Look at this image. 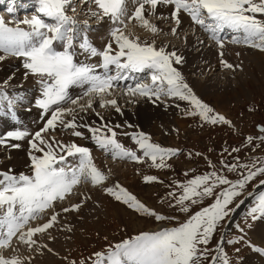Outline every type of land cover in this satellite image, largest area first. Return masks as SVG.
<instances>
[{"label": "snow or ice", "instance_id": "1", "mask_svg": "<svg viewBox=\"0 0 264 264\" xmlns=\"http://www.w3.org/2000/svg\"><path fill=\"white\" fill-rule=\"evenodd\" d=\"M36 3L35 14L15 21V26H9L0 18V52L3 53L0 61L9 56L23 59L25 76H37L41 85V94L35 100V106L42 110L41 119L48 117L35 133L16 129L7 132L6 137H0V145H7L8 140L22 141L30 137L29 173L15 174L12 169L0 171V264H25V260L17 255H4L5 251L12 249L14 239L18 245L27 246L29 251L42 254V250L47 249L51 252L47 244L38 245L35 237L47 234L54 240L49 230L59 223L61 213L78 212L83 201L62 207L60 211H55L56 205L63 204L81 183L90 182L96 187L108 179L94 163L88 147L75 141L64 143L54 135L46 138L45 134L54 133L57 129L71 130L72 136L83 138L84 133L78 130L83 128L91 134L96 146L113 160L150 161L149 166L156 169L170 167L167 160L179 155V149L162 147L152 142L143 131L124 132L138 145L142 154L137 155L136 151L117 140L115 131V128H132L133 125L125 122V125L111 126L95 110V102L102 109L112 107L123 115L117 95L144 97L153 103L165 102L164 97L175 98L187 102L189 107L184 115L198 116L202 122L212 125L234 127L230 120L198 98L184 80L177 67L183 64L184 58L176 50L168 51L167 45L157 47L155 40L142 42L139 36L126 32L130 23L135 21L153 35L158 34L161 29L151 23L145 13L156 15L158 6H162L172 9L170 16L161 14L157 18L174 22L175 26L170 29L173 36L178 35L181 14H184L190 18L192 25L207 33L221 49L224 48L222 33L227 29L234 34L231 43L244 44L264 52V0H80V3L88 5L89 16L98 22L107 19L111 24L110 39L103 49H98L88 39L89 21L85 19L81 27L74 15L76 8L72 6L73 0H36ZM129 5L132 6L131 12ZM69 9L73 15L68 14ZM77 39L80 40L79 53L76 51ZM57 43L62 50L54 46ZM78 54H86L87 60L98 58V62H77ZM220 55L223 56V52ZM221 64L233 68L232 64L223 60ZM146 69L152 70L150 84L137 82L121 86V82L131 79V73ZM4 84L7 85V81ZM74 87L82 90L80 95L70 93ZM0 98L7 100V109L15 119L14 104L23 97L9 98L0 88ZM133 102L129 100V103ZM176 107L180 105L176 104ZM89 110L99 118L98 125L95 121L92 124L77 122L79 113ZM80 119L83 121V117ZM259 133L261 135L245 137V144L252 145L256 140L264 143V126L259 127ZM10 146L21 147L18 143ZM239 151L240 148L225 149L232 157L231 162L221 158L220 168H217L208 161L210 171L186 181H174L173 191L161 200L163 203L167 199L168 207L180 213H190L193 206L213 198L209 206L190 214L178 226L141 232L131 239L110 245L105 251H97L88 258L91 264H217V261L230 264L221 247L210 249L209 244L218 226L235 211L231 207L234 201L244 194L250 182L264 176V159L251 158L244 162L240 156H232ZM188 155L191 157L192 154ZM69 158L77 163L73 164ZM225 173H237L238 178L231 180ZM143 179L146 183L162 182L154 175H145ZM259 183L264 185V180ZM104 192L142 216L156 221L175 219L149 208L118 183L104 187ZM243 202L240 200L236 207ZM48 211L51 214L46 222L31 226V222L43 219ZM249 216L253 220L264 218V191L255 197ZM67 230L71 231V226H67ZM254 250L264 254V249ZM27 259L30 264L31 258ZM70 264L77 262L71 261ZM79 264H86V261L81 259Z\"/></svg>", "mask_w": 264, "mask_h": 264}, {"label": "rangeland", "instance_id": "2", "mask_svg": "<svg viewBox=\"0 0 264 264\" xmlns=\"http://www.w3.org/2000/svg\"><path fill=\"white\" fill-rule=\"evenodd\" d=\"M4 3L8 4L6 1H4ZM83 5L82 3H80V0H75L72 5L76 8V13L74 15L78 18L79 24L83 23L80 22L82 18L87 19L89 22L96 21L95 18H92L91 20V16L87 14L88 5L86 4V6H84L86 10H83L85 12H78L79 8H82ZM2 6H0V9L2 8ZM92 8L95 9V5H92ZM68 12L72 13L71 9H69ZM34 13L35 11L32 10L31 12H29V15ZM15 14L17 13H14V15ZM19 16L21 17L22 14H20ZM9 18L14 21L17 20L14 17ZM21 18L23 19L24 16ZM100 24L101 23H93V25L90 26H96L97 28L99 26H101L102 28L111 27L109 21L106 25ZM146 30L137 22L133 21L128 25V29H126V32L133 31V33L138 32L139 35H143L147 32ZM141 32H143V34ZM92 34H96V30ZM208 41L210 40H207V42ZM90 42H92V40H90ZM225 43L226 45L232 44L231 38H228L227 42ZM234 45L237 48L242 47L241 49H246L247 52L245 50H241L237 53H226V46L224 47V51H220V53L223 52V56H221L219 53L217 55L219 58H216L217 61L221 63V60H223L228 64H232L233 68L229 69L221 64V68L216 72L219 75L217 79L220 82L214 84V92L226 93V90L229 89L230 91H232V93L238 94L234 96L236 101L222 105L218 109L217 107H215L214 100H217L219 103H227L229 102L227 100V96L211 98L210 101H206L205 99L197 96L203 102L207 103L211 108H213L216 113H219L230 120L234 127H230L229 125L224 124L212 125L202 122L198 116L184 115L181 117V119L185 120L186 122L185 128H178L177 126L174 127V125L171 126V132L174 135L175 145H167L164 142L157 140L154 136L149 135L152 142L159 143L162 147H171L180 150L179 155L167 160V163L170 165V167L168 168L156 169L149 166L150 161L147 163H136L131 160L118 161L113 160L110 156L109 158L111 161L108 162V167L105 168V170H102V167L101 169L100 167H98L108 176V179L104 182L103 185L94 187L90 182L81 183L74 189L73 194L69 196L63 204H58L56 206L55 211H60L62 207H67L71 204L80 203L83 201V206L78 212H69L67 214L61 213L59 223L49 230L51 235L55 238V235H57L59 231L60 235H67L68 242L65 245L66 247H63L59 252L56 253L54 251L49 252L48 250L43 249L42 251H46L45 253H51L50 257L46 259L47 262H45V264H70L71 261H76L77 264H79V261L81 259L85 260L86 264H91V261L88 258L92 257V254L97 251H105L110 245L120 243L125 239H131L134 236L139 235L141 232H154L165 227L178 226V224L185 221L190 214H194V212L199 211L202 207L209 206L213 202V198L205 199L202 204L193 206L190 210V213H180L179 211L168 207L167 199H165L164 202L161 203L162 198H166L168 193L170 191H173L174 181H186L187 179H190L195 175L210 171L211 169L209 168L208 161H211L214 165H216L217 168H220L219 161L221 160V158H225L229 162H231L232 157H229L227 155L225 149L230 151L233 148H240V151L238 153H232V156L238 155L244 162H247L251 158L264 159V143L256 140L252 145L245 144V137H255L257 135H261V133H259V127L264 126V81H262L261 79L262 76H259L261 70L264 69V60L261 58L258 65L250 68L246 64L245 59L249 52H254L256 54L257 52H259V50L255 48H248L244 44ZM209 46L213 47V44L209 42L208 46H205L206 49L203 52H205L207 50V47ZM215 49L218 50L221 48L216 45ZM79 57H81V54H78V56H76V58ZM13 58L14 57H10V59ZM15 60H17V58H15L14 61ZM204 65L207 66V63H205ZM237 65L239 67H237ZM4 68L5 67L0 64V72H2ZM208 68L209 69L206 70L205 76H207V74H209L210 76L213 73L210 72L211 66H209ZM20 69L23 70V66H21ZM11 73L13 74V72ZM248 77H250V83L252 84L251 89L247 87L248 83L246 82V79ZM194 79L196 80V82H200L201 84L205 85L203 75L200 80H198L197 78ZM29 81L30 83H28L27 85L26 83H24L21 84V86L25 88H35L36 84L34 82L38 80L33 78ZM11 86H13V83H11ZM2 87L3 86L0 85V88ZM238 89L242 91L241 94L239 93ZM202 93H204L203 89ZM8 96L11 98V96L13 95ZM19 96H21V94ZM24 99L28 100V98ZM0 105L2 104L0 103ZM188 107L189 106L187 104V108ZM80 117L77 118L78 123L84 122V119L83 121H81ZM105 121L110 122V125L113 127L116 125L115 121ZM87 122L88 124H92V122H89L88 120ZM99 123L100 121L97 123V125ZM133 128L134 127L128 128L127 126H124L122 128H115V131L117 132L116 138L126 148L136 151L137 155H141V151L138 148V145L133 142L131 136L123 134L124 132H126V130L132 131ZM25 129L31 133L33 132V130L30 129L29 125H27L26 123H22V130ZM143 129L144 128L137 129L135 127L132 132H135L134 130L142 131ZM3 130L4 128L1 127L0 132L3 133ZM63 133L72 136L71 130H64ZM52 135L56 136L57 134L53 133ZM28 138L30 139V137ZM28 140H26L25 143L29 147L27 142ZM189 153L192 154L191 157H189ZM196 153H200L201 155L197 156ZM119 164L122 165L124 171H128L129 169V173H126L127 176L125 174V177H120L119 172L115 169L117 168V166H119ZM185 173H188V175L185 176ZM225 174L228 175V178L231 180H236L238 178L237 173ZM145 175H154L158 177V181L162 182L146 183L143 179ZM260 180H264V176H258L255 180L250 182L246 187L244 194L241 197H238L236 201H234L231 207L234 208L235 211L226 221L222 222L221 225L218 226L209 244L210 249H215L218 246L219 242L222 240L224 231H226L222 249L227 256L230 264H244L248 256L255 254L256 251L254 249L256 247L262 246L260 245L258 240V224L259 221L264 218L253 220L249 216V209L253 206L255 197L260 192L264 191V185H260ZM117 183L127 189L130 193L135 195L142 203H144L149 208L169 217H175V219L156 221L154 218L142 216L141 214L128 208L122 202L116 201L113 197L104 192V187H112ZM256 190H258V192L253 196ZM249 193H251V196L253 197L246 205L244 210L238 215L237 219L232 223L230 228L227 229L228 222L233 218L234 213L236 212V204L239 203L240 200L244 201L246 197L249 196ZM88 197H90V199H88ZM95 202H97L98 204V206H94L98 212L97 214L89 209V207L91 208L90 204H94ZM50 214L51 211H48L44 214L43 219L31 222V226H36L38 225V223L42 224L46 222ZM67 226H71L72 230L68 231ZM241 229H243V231H241ZM35 238L37 239L39 245L47 244L48 248H54L52 244L53 239H50L47 234H38ZM230 240L233 241V243H229ZM14 242L15 243L12 245V249L4 252L5 256L10 257L14 254L19 255L18 252H20V254L21 252H23L25 254L22 253L20 257L25 260V263L29 261L27 259L28 257L31 258L30 263L36 261V259L33 257L35 254H39V252L29 251L27 246L18 245L17 241ZM262 247H260L259 249H261ZM13 249H15V251H13ZM216 255H219V253H216ZM217 264H221V262L217 261Z\"/></svg>", "mask_w": 264, "mask_h": 264}, {"label": "bare ground", "instance_id": "3", "mask_svg": "<svg viewBox=\"0 0 264 264\" xmlns=\"http://www.w3.org/2000/svg\"><path fill=\"white\" fill-rule=\"evenodd\" d=\"M1 1H0V6H2L3 4L5 5L4 1H6L8 3V11L7 12H9V9L11 8L12 11L9 12L11 15H14V13H17V11H18L17 5H18V2H20L19 0H12V1L3 0L2 2ZM25 1H27V0H25ZM74 1L75 0H73V3H74ZM26 3H28V2H26ZM28 5L37 6V3H33V4L30 3ZM84 6H86V5L84 4L82 6L80 12H82L83 10H86ZM129 8H130V12H131L132 6L129 5ZM171 10H172L171 8H165L162 6H158V8L156 10V15L149 16L147 14V12L145 13L146 18H148L151 23L155 24L159 29H161V31L158 34L153 35L150 31L145 29L147 31L146 32L147 34L146 33L143 34V32H141L143 35H139L138 32H136V33H134V35L139 36L140 40L142 42L147 41V42L151 43L153 40H155L157 47L167 45L168 51L176 50L177 54L181 55L184 58L183 64L180 66H177V67L179 68V70L183 74L184 80L192 88V90L196 94V96L201 97V98L205 99L206 101H210L211 98H218V97H222V96L223 97L227 96V100L229 101L227 103H221V102L219 103L217 100H214L215 107H217L218 109L222 105L236 101L234 96H236L238 94L232 93V91H230L229 89L226 90V93H215L214 92L215 91L214 84H217L220 82L217 79V77L219 75L216 72L218 71V69L221 68V63L219 61H217L216 58H219L217 55L220 53V51H224V48L218 49V50L215 49V46L217 44L213 43L214 41L209 39L208 34L205 33L202 29H200L198 26L192 25L190 22V18L184 14H181L182 23H181L180 27L178 28V35L173 37V35L170 32V29L175 26L174 22H172L170 19L169 20H161V19L157 18L161 14H163L165 16H170ZM83 12H85V11H83ZM0 18H2L6 23H8L9 26H15V22L10 21V19L5 18L1 15H0ZM25 18H30V17L28 15H26V16H24L23 19H25ZM92 18L94 19V17H91V20H92ZM23 19L19 18V20H23ZM81 24H83V23H81ZM21 26L25 27L24 25H21ZM98 28H101V26H99ZM98 28L96 29V34L93 35L92 33L87 32V36H88V39L92 40L91 43L95 47H97L98 49H103L104 45L110 39V37L108 35L110 28H107V27L102 28V29H98ZM132 33H133V31H132ZM232 35H234V34L230 30H227V29L225 30L224 33H222V36L224 37V41H223L224 47L226 46V50H227L226 53H231V52L237 53V52H240L241 50L246 51V49H241L242 47L237 48L233 43L227 44L228 46L226 45L225 42H227V39L231 38ZM80 36H83V34H81ZM207 40H210V41L207 42ZM201 41L203 43H201ZM209 42H211V44H213V47L209 46V47H207V50L205 52H203L206 49L205 46H208ZM54 46L57 48V50H62V48L59 47L57 44H55ZM246 47H248V46H246ZM248 48H251V47H248ZM252 49H254V48H252ZM76 51L77 52L80 51L79 48H76ZM210 52H212V53H210ZM215 53H217V54H215ZM256 54L254 52H249L246 59H245L246 64L250 68H253L254 66L258 65L259 60L261 58L264 60V52L259 51ZM0 55H3V53L0 52ZM15 58H17V57L10 59V56H9L5 60L0 61V64H2V66L5 67L2 70V72H0V85L3 86L2 89L8 95H13V96L17 97L21 94L20 97H23L25 94H28V97H27L28 100H25L24 98L16 100V103H18V105L15 106V108L19 114V118H20L19 123L14 121L13 117L10 114H8L6 110L3 109L2 105H0V129H1V127L4 128L3 133L0 132V137H3L9 131L16 130L18 125H21L20 130H22V123H26L27 125H29L30 129L33 130L32 133H35L41 127H43L46 119L48 118L46 116L45 117L46 119L44 118L45 121H44V119H41V111L42 110L37 108L34 104L35 100L38 97H40L41 88H38V87H41V85L39 84L38 86H35V88L34 87L33 88L32 87L25 88V87L21 86V84L26 83V85H27L28 83H30V81H29L30 79L32 80L34 78V79L39 80V78L37 76L31 75V74L27 75V77H26L25 76L26 70L20 69V67L22 66V63H23V59L17 58V60L14 61ZM76 60H77V62H81V61H83V62L85 61V62H89V63H97L98 62V58H93L92 60H87L86 54H83V56L81 54V57L76 58ZM205 63H207V66L204 65ZM209 66H211L210 72H213V73L210 76H209V74H207V76H205L206 70L209 69L208 68ZM98 71H102V70L98 69ZM112 71L114 73L115 69L113 68ZM11 72H13V74ZM151 74H152V70H149V69H146L143 72L131 73L130 74L131 79L121 82V86L123 87V86L128 85V84L134 85L137 82L150 84L151 83V79H150ZM194 75H195V77H194ZM202 75L204 78L205 85L201 84L200 82H196V80L194 79V78H197L198 80H200ZM259 76H262L261 79H262V81H264V69L261 70V72L259 73ZM5 81H7V85L4 84ZM246 82L248 83L247 87L249 89H251L252 84L250 83V77H248L246 79ZM246 82H245V84H246ZM11 83H13V86H11ZM34 83L36 84V82H34ZM202 89H203L204 93H202ZM238 90H239V93L241 94L242 91L240 89H238ZM81 91H82L81 89L76 88V87L70 89V93L73 96L80 95ZM9 93H12V94H9ZM14 93H16L17 95H15ZM13 96H11V98H13ZM29 98H31V99H29ZM111 98L112 97H109V99H111ZM116 98L118 99V103L122 108L123 115H120L119 113H117L115 111V109L112 107L102 109L99 107L98 102L94 103L93 107L95 108V110L97 112H99L104 117V120L113 121V122L115 121L116 124H120V125H125V122H127L128 124L133 125L134 128L135 127L137 129L144 128L142 130L144 133H146L150 136H154L157 140H160V141H162L165 144L170 145V146L175 145L174 135L171 132L172 131L171 126L174 125V127L177 126L178 128H185L186 127L185 120L181 119V117L184 116V111L187 109V104L185 101H178L175 98L169 99L167 97H164L163 100L165 102L157 101L156 103H153L152 100H149V99L144 98V97H139V96L127 97V96L117 95ZM130 99L134 100L135 102L129 103ZM176 104H179L180 107H176ZM80 116L83 117L84 122H87V120H88L89 122L93 123V121H95L97 124L100 121L99 118L95 115V113L92 112L91 110H89L87 113H79L78 118ZM77 122H78V119H77ZM133 129H132V131H133ZM78 130H80L84 133L83 138H78V137L70 136L69 134H65V133H63L64 130H61V129H57V131H55L54 134H57L55 136L56 139L61 140L64 143H69V142L75 141L77 144H79L81 146L88 147L91 150L93 161L96 163V166L100 167V169L102 167V170L103 169L105 170V168L108 167L107 166L108 162L111 161L109 158L110 155H107L104 152L101 153L102 152L101 149L95 150V148H97V146H95L96 144L94 143V141L91 140V134L86 129L81 128ZM132 131L126 130V132H129V133H132ZM134 131L137 132L139 130H134ZM52 134H53V132H49V133L45 134V136L47 138L48 136H53ZM25 139L28 140L29 138L26 137ZM16 143L20 144L21 147L20 148H12L10 146L11 144H16ZM28 151H29V147L26 145V143L23 142V140L22 141L8 140L7 145H0V167H1L0 171H7L9 168H12V170L15 174H19L21 172L28 174L29 173V164H30V160L28 157ZM140 154H142V153H140ZM117 160L119 161V159H117ZM115 169L119 172L120 177H125V174L129 171V169H128V171H124L122 165H120V164ZM126 176H127V174H126ZM257 192H258V190H256L254 192L253 196ZM253 196L249 195L248 197H246L244 202L242 204H240V206L236 209V212L234 213L233 218L230 219V221L227 224V229L230 228L232 223L237 219L238 215L244 210V208L246 207V205L249 203V201L251 200V198ZM90 206H91V208L89 207V209H91L95 214H97L98 212H97L96 208L94 207V206H98L97 202H95L94 204H90ZM258 229H259V235H260V236L258 235V240H259L260 245L263 246V247L262 246H260V247H262V249H264V219L259 221ZM225 232L226 231H224V233ZM59 233H60V231H59ZM59 233L57 235H55L56 238L54 240H52V244L54 246V248H52L53 249L52 251H54L55 253L59 252L63 247H66L65 245L68 242L67 241L68 240L67 235H64V234L60 235ZM58 236H60V237H58ZM224 238H225V235L223 234V238L218 244V246L221 248L224 245ZM14 243L15 242H13V244ZM49 243H51V242H49ZM45 252L42 251V254H40V252L37 255L35 254L36 256L34 255L33 258H35L36 261L34 260L35 262L30 263V264H45V262H47L46 259H48V257H50V254H51V253L49 254V253H45ZM18 253H19V255H17V256L20 257L23 252H21V254H20V252H18ZM23 254H25V253H23ZM27 263H29V261H27L25 264H27ZM244 264H264V255L261 252L257 251V252H255V254L248 256L246 258Z\"/></svg>", "mask_w": 264, "mask_h": 264}]
</instances>
